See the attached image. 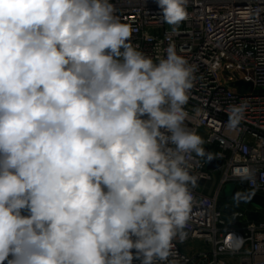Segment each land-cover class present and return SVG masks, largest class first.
Instances as JSON below:
<instances>
[{"label": "clouds", "instance_id": "1", "mask_svg": "<svg viewBox=\"0 0 264 264\" xmlns=\"http://www.w3.org/2000/svg\"><path fill=\"white\" fill-rule=\"evenodd\" d=\"M156 3L173 31L187 19V0ZM132 31L112 0H0V264H178L206 156L196 66Z\"/></svg>", "mask_w": 264, "mask_h": 264}, {"label": "built area", "instance_id": "2", "mask_svg": "<svg viewBox=\"0 0 264 264\" xmlns=\"http://www.w3.org/2000/svg\"><path fill=\"white\" fill-rule=\"evenodd\" d=\"M112 2L140 51L155 59L173 44L196 66L186 124L222 162L212 169L206 156L193 154L191 170L199 178L187 236L174 241V258L178 264H264V212L220 203L229 182L264 195V0H187V19L175 31L162 21L156 0ZM239 80L251 85L237 87ZM241 103L243 120L229 129V107ZM244 168L248 179L236 174Z\"/></svg>", "mask_w": 264, "mask_h": 264}, {"label": "water", "instance_id": "3", "mask_svg": "<svg viewBox=\"0 0 264 264\" xmlns=\"http://www.w3.org/2000/svg\"><path fill=\"white\" fill-rule=\"evenodd\" d=\"M249 85H251V83L245 82L243 80H239L235 83V86L237 87L249 86ZM205 151H206V158L209 161V168L212 169L218 168L222 162L215 161L214 156H212L208 147L205 148ZM229 196L234 198L240 204L248 205L258 211L264 212V195L250 191H240L238 187L235 185Z\"/></svg>", "mask_w": 264, "mask_h": 264}, {"label": "rangeland", "instance_id": "4", "mask_svg": "<svg viewBox=\"0 0 264 264\" xmlns=\"http://www.w3.org/2000/svg\"><path fill=\"white\" fill-rule=\"evenodd\" d=\"M235 185H236L235 182H229L224 186V189L222 192V198L220 201L222 206L236 203V200L229 196Z\"/></svg>", "mask_w": 264, "mask_h": 264}, {"label": "trees", "instance_id": "5", "mask_svg": "<svg viewBox=\"0 0 264 264\" xmlns=\"http://www.w3.org/2000/svg\"><path fill=\"white\" fill-rule=\"evenodd\" d=\"M238 204H239V202L238 201H236ZM239 205H241V204H239ZM248 206V205H247ZM255 216H257V215H255Z\"/></svg>", "mask_w": 264, "mask_h": 264}]
</instances>
